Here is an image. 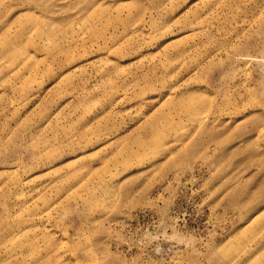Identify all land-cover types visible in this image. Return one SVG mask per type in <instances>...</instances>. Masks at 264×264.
I'll return each mask as SVG.
<instances>
[{"label":"rangeland","instance_id":"1","mask_svg":"<svg viewBox=\"0 0 264 264\" xmlns=\"http://www.w3.org/2000/svg\"><path fill=\"white\" fill-rule=\"evenodd\" d=\"M0 264H264V0H0Z\"/></svg>","mask_w":264,"mask_h":264}]
</instances>
